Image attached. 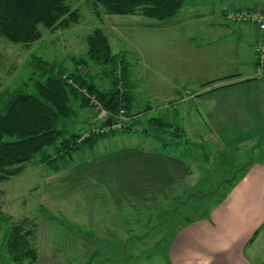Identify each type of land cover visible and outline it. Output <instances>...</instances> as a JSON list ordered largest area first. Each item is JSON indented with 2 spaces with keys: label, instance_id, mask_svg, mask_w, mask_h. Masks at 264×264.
<instances>
[{
  "label": "crops",
  "instance_id": "obj_1",
  "mask_svg": "<svg viewBox=\"0 0 264 264\" xmlns=\"http://www.w3.org/2000/svg\"><path fill=\"white\" fill-rule=\"evenodd\" d=\"M243 8L264 10V0H186L179 14L164 20L103 14L99 26L113 52L132 65L136 119L171 110L173 119L166 120L182 126L187 139L216 150L263 140L257 46L264 31L227 16ZM105 137L74 152L60 170L41 172L42 208L31 217L35 264H119L110 256L123 250L125 234L150 227L189 194L190 163L171 145H157L145 133L136 143L99 144ZM247 166L207 215L164 241L168 264H255L246 249L264 231V161Z\"/></svg>",
  "mask_w": 264,
  "mask_h": 264
},
{
  "label": "trees",
  "instance_id": "obj_2",
  "mask_svg": "<svg viewBox=\"0 0 264 264\" xmlns=\"http://www.w3.org/2000/svg\"><path fill=\"white\" fill-rule=\"evenodd\" d=\"M185 2L93 0L99 22H103V14H139L164 20L179 14ZM80 17V10L73 9L66 0H0V37L30 46L42 38L41 26L51 31L68 29L79 22ZM86 43V54L73 58L75 69L70 71L62 62L34 56L39 77L32 81L31 87L26 82L0 91V182L21 173L25 164L37 155L40 163L58 171L74 152L93 145L101 137L120 132L139 130L167 147L170 143L164 140V134L171 131L176 145L182 137L187 142L184 128L162 116L149 119L147 127L140 128L142 122L135 118L138 113L134 111L132 65L124 53L113 52L109 36L102 26H97L86 36ZM91 63L102 68L109 87L103 88L96 82L90 70ZM91 95L96 97V102ZM75 103L79 109L100 108L99 111L107 113L106 121L112 124L86 135L72 132L70 125L79 114ZM205 215L207 211L199 217ZM12 219L0 211V231L1 222ZM36 229L37 222L31 217H23L12 224L7 246L16 262L27 260L35 264ZM253 240L254 236L250 241Z\"/></svg>",
  "mask_w": 264,
  "mask_h": 264
},
{
  "label": "rangeland",
  "instance_id": "obj_3",
  "mask_svg": "<svg viewBox=\"0 0 264 264\" xmlns=\"http://www.w3.org/2000/svg\"><path fill=\"white\" fill-rule=\"evenodd\" d=\"M66 2L73 9L78 8L81 13L79 22L70 28L51 31L41 26L42 38L30 46L13 43L0 37V91L16 88L26 82L31 87L32 81L39 77V71L34 65V56L48 61L62 62L70 71L75 69L73 58L86 54V36L99 26V21L94 13L93 0H66ZM83 70L87 69L83 68ZM90 70L100 86L109 87V80L104 77L100 66L91 63ZM141 100L138 99L137 105H142ZM77 105L78 103H75L76 107ZM77 108L79 114L75 122L70 125L72 132L86 135L104 125L106 114L97 107ZM165 110L162 108L149 112L144 118L140 117L139 120L142 122L140 128L147 127L149 119L157 116L172 120L173 112L170 110L167 116L164 114ZM170 132L164 134V140L188 159L193 172L192 188L186 197L168 207L169 210L162 219L157 218L148 228H137L134 232L125 234L120 246H123V250L119 249L114 256H110L111 259H117L119 264H168L164 241H167L183 223L198 218L212 208L227 192L232 180L241 175L248 163L264 161V137L251 146L216 150L201 143H193L189 138L187 142L181 138L176 145ZM139 134L141 133L120 132L108 135L109 137L102 139L99 144L115 147L119 144L136 143L135 141L139 142L137 140ZM153 141V138H149L147 142ZM155 142L157 145H162L160 142ZM47 149L52 150V148ZM89 150L88 148L86 152ZM39 157L37 155L27 162L21 173L0 182V211L13 218L11 221L1 222L0 264H30L27 260L16 262L13 259L8 250L7 236L15 221L23 217H36L42 208L38 186L41 183V172L47 173L50 167L40 163ZM158 219L160 222L157 224ZM138 237H141V242L136 241L133 247L128 246L127 242L130 243L129 241ZM246 253L255 264H264V231L247 247Z\"/></svg>",
  "mask_w": 264,
  "mask_h": 264
},
{
  "label": "built area",
  "instance_id": "obj_4",
  "mask_svg": "<svg viewBox=\"0 0 264 264\" xmlns=\"http://www.w3.org/2000/svg\"><path fill=\"white\" fill-rule=\"evenodd\" d=\"M233 22H246L258 25L264 31V10L262 9H240L232 10L227 15ZM257 72L264 74V42L261 41L257 46ZM86 91V90H84ZM96 102L94 95L90 96ZM120 127V126H119Z\"/></svg>",
  "mask_w": 264,
  "mask_h": 264
}]
</instances>
